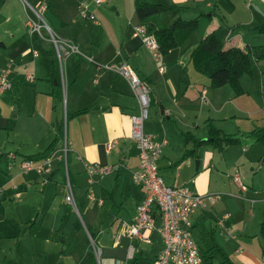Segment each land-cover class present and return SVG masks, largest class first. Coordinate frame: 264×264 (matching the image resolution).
<instances>
[{
	"label": "crops",
	"instance_id": "0c3cea01",
	"mask_svg": "<svg viewBox=\"0 0 264 264\" xmlns=\"http://www.w3.org/2000/svg\"><path fill=\"white\" fill-rule=\"evenodd\" d=\"M40 1V6L44 5V0ZM57 1H60V9ZM64 1L67 0H47V5L53 4L55 11L50 15L51 26L60 37L74 41L80 51L83 50L80 53L73 52L65 59V89L56 70L50 39L40 38L30 31L27 18L22 12L23 1L0 0V40L5 42V46L0 49V69L10 60L13 61L9 80L16 82L14 88L17 93V98L13 94V98H10L7 89H2L0 84V151L3 154L0 161L4 160L3 164L6 162L9 169L0 184L5 185L7 191L0 195V199L19 198L24 192L30 195L33 191L29 192V188L39 186L42 189L51 180L59 182L62 178L57 173L60 166L64 173L63 183L66 182L63 161L55 163L50 181L46 184H41V177L33 170L23 174L18 162L21 164L22 158L29 154L44 151L56 137L58 139L52 150L60 153L64 147L63 123L67 120L65 140L71 148L72 164L75 165V172L72 175L68 172L69 176L76 183L79 175L83 174L85 195L97 207L96 215L91 217L90 226H87V240L91 242L89 235H94L91 229L96 225L97 217L105 214L101 207L104 206L108 209L107 215L113 213V218L109 220L114 229L111 233L112 247H107L106 251L115 258L114 261L123 259L128 264H139L142 256L155 247V264V257L163 247L158 230L150 231L148 240L133 238L126 231L122 232L124 223L134 221L137 205L144 198L143 188L133 178V171L139 163V151L131 138V114L138 113L139 102L128 78L106 67L126 62L151 87L152 111L149 109L150 115L144 123V130L156 134L158 139H167L159 159L164 180L171 185H188L200 193H221L216 203L199 207L191 215L192 234L205 245L202 252L212 256V264H264V160L260 161L264 152L263 144L245 135L246 139L251 138V145L246 143L238 155L229 149V146L238 143L228 144L223 150L214 147L217 152L209 149L211 144H203L199 148V156L191 154L180 159L184 151L193 146V142H185L183 133L189 131L198 138H207L209 120L224 132L235 135L264 126V102L259 105L256 101L253 103L242 98L251 96L248 94V77L245 74L240 77L243 93L238 94L230 84V89L225 87L228 83L218 87L210 86L208 77L197 71L190 61V53L204 33L221 23L230 27L243 23V10L249 11L241 7L238 0H151L180 5L177 16L183 18L201 14L198 27L183 44L171 49L166 55L159 53L155 57L141 37L133 34L134 26L140 23L134 0H131L132 10L127 15L128 27L121 37L115 35L117 26L109 22L108 9H98L96 12L90 5V9L98 13V20L78 21L74 15L81 0H77V5H69ZM253 1L264 4L263 0ZM257 9L260 11L258 19H264L261 7ZM121 13L120 10L118 14ZM166 16L164 18L167 22L177 17L171 12ZM204 20L210 22L201 28ZM87 28L100 34L83 39ZM239 37L238 31L235 32V39ZM160 66L164 69L160 70ZM25 70L34 75L29 85L20 83L23 81L20 78H27L23 73ZM252 78L255 79V76ZM261 82L259 96L264 97L262 77ZM242 100L250 103V106L242 105ZM14 101H18V106H15L18 109L13 107ZM160 106L164 107L163 112ZM82 109L86 110L77 113ZM109 141H114V145L108 149ZM85 161L112 168L101 175L96 174L94 180L89 182ZM235 173L239 174L244 189L233 179ZM52 189L55 187H50ZM90 189L96 199H90L87 195ZM60 190L66 198V185L61 186ZM16 191L20 192L19 197L14 196ZM35 198L34 195L31 199L33 203L38 201ZM19 205L24 206L21 202ZM58 215L61 223L65 213L59 209ZM36 220V216L28 220L10 217L5 227L12 228V225L15 227L17 224L32 226ZM76 222L75 228H80L82 224L77 226ZM156 224H160L159 219ZM13 233H0V241L7 237L13 245L8 251L10 257H0V264H17L13 259L25 258V254L18 250V239ZM45 241V246L41 244L35 247L32 244L33 252L22 249L25 253L31 252L33 261L40 259L41 263L47 264L48 255L45 254L53 252L56 247L51 245V236L46 237ZM130 246L133 247V256L128 258ZM91 251L93 247L90 245L88 254L83 253L78 264H89ZM217 255L218 262L215 261ZM224 256L227 262H224Z\"/></svg>",
	"mask_w": 264,
	"mask_h": 264
},
{
	"label": "built area",
	"instance_id": "2783aa9c",
	"mask_svg": "<svg viewBox=\"0 0 264 264\" xmlns=\"http://www.w3.org/2000/svg\"><path fill=\"white\" fill-rule=\"evenodd\" d=\"M108 1L94 0L97 4L107 3ZM45 8V5H41L39 9L34 8L38 19L30 17L27 20V25L31 32H38L42 37H45V32L48 33L47 36L52 38L61 64L67 55L73 52L80 53L81 51L74 41L64 39L52 30V27H50L41 13ZM79 14L80 17L93 22L98 20L96 14L90 9V3L87 0L79 3ZM133 34L141 37L144 44L153 51L155 57L159 56L156 36L149 30L147 25L141 23L135 25ZM89 58L93 57L90 56ZM12 64L13 61L10 60L5 67L0 69V84L2 89H6L10 85L9 74L12 71ZM106 67L112 68L128 78L139 102L138 113L131 114V138L136 143L139 151V163L133 171V178L143 188L144 198L137 205V214L134 221L130 224L124 223L122 232L126 231L133 238L148 240L150 231L153 229L158 230L163 241V247L155 258V264H206L199 241L193 236L191 231V215L199 207L216 203L220 199L221 193H200L188 185H171L164 180L159 168V159L162 155L163 145L167 143V139L165 137L158 139L156 134L148 133L144 130V123L150 115L151 87L149 83L141 78L133 67L126 62L120 64L114 63L106 65ZM159 69L163 70L164 68L160 66ZM61 76L62 87L65 89V74L61 73ZM27 78L33 81L34 75L27 74ZM66 143L68 144L65 140L62 149L64 152L58 153L56 150H52L42 158L23 157L20 164L21 171L23 174H27L32 170L37 172L41 177V184H45L49 181V177L54 171L55 163L63 161L66 169V200L70 204H73L78 211L74 188L68 173L66 157L68 145ZM113 145L114 141H109L107 148L109 149ZM10 156H13V154H10ZM111 168V166H102L99 163L85 161V169L88 173L89 182L94 180L96 174L101 175L111 170ZM233 179L238 182L241 189L245 188L238 173L234 174ZM14 188H17V185H14ZM6 191L7 187L0 185V195ZM87 195L90 199H96L91 189L88 190ZM14 196L19 197L20 192L16 191ZM251 201H254V199H251ZM157 219L160 220L159 225L156 224ZM89 236L95 257L98 264H100L103 249L91 234ZM132 256L133 247L130 246L127 257L130 258ZM115 264L128 263L126 260L117 259Z\"/></svg>",
	"mask_w": 264,
	"mask_h": 264
},
{
	"label": "rangeland",
	"instance_id": "374dc122",
	"mask_svg": "<svg viewBox=\"0 0 264 264\" xmlns=\"http://www.w3.org/2000/svg\"><path fill=\"white\" fill-rule=\"evenodd\" d=\"M22 1H23L22 12L27 18V20L30 17L34 19H38V16L36 15L34 8L39 9L40 8L39 3L41 1L40 0H29V2L26 0H22ZM81 1H84V0H81ZM87 1L90 3L91 7L96 10V12H98L97 11L98 9H103V8H106L109 10V15H108L109 22L117 26L116 32H115L116 37H121L122 34L123 35L125 34V28L128 27L127 15H128L129 10L130 9L132 10V6H133V3L131 0L130 2H128L127 0H117L116 3H114V0H110L106 4H103V3L97 4L94 2V0H87ZM76 2L77 0L64 1V3H68L69 5H77L79 3V1L78 3ZM155 2H158V1H155ZM238 2L240 3L241 7H244L245 10L249 12H246L243 10V13H245L244 21L243 23H239V25L243 29L242 33H244V37H243L244 40L240 41V39L238 40L235 39L233 40V42L232 41L231 42L235 44H239V45H243V44L245 45L248 42L251 45H254L256 47L255 50H258V49L261 50L262 48H264V32H258V31H255L254 29L257 25L256 24L257 22L259 24L264 22V19H258V13L260 11L257 9V7L259 6L264 12V4H261V3L258 4L257 2L253 0H238ZM42 3L46 6V9L41 11V13L43 17L46 19L47 23L50 25V27H52L50 15L52 12H55L54 5L51 4L48 6L47 0H44ZM57 6H58V9H60V1H57ZM116 6H119V7H116ZM120 10L122 11L121 15L118 14ZM95 14L99 16L98 13H95ZM74 16L76 17L78 21H86L85 19L80 17L79 7L77 9L76 15ZM164 17L167 18L166 15H164ZM190 18H193V17H190ZM209 22L210 20H204L202 22L201 28L204 27L205 24ZM88 23H91V22L88 21ZM52 30L54 31L53 27H52ZM85 32H86L85 33L86 35L83 36V39H89L92 36L95 37L96 35L100 34V32H95V30H92L91 28H87ZM35 35L40 38L50 39V45H52L51 51L54 52V55H55L56 70L57 72H59V75L61 77L60 82L62 84L61 73H63V75L65 74L63 72V69L65 68V60L60 64V60L58 58L55 45L52 41V38L47 36L48 35L47 32L44 33L45 37H42L38 32H35ZM89 35H92V36H89ZM81 51L83 52L82 49ZM251 61H252V72L251 73L245 72L242 74V75L245 74V77H248V84H247L248 87L247 88L249 89L248 94L251 96L250 97L243 96L242 98L249 99V101L253 103H255L256 101L259 105H263L262 103L264 102V97L263 96L260 97L259 95L261 93L260 86L262 85L261 77L264 79V57L258 58L254 51L253 54H251ZM23 73L24 75H27L29 71L25 70ZM254 76H255V79L252 78ZM20 79L23 80L20 83H23L24 85H29L30 82H32L26 77H23ZM12 82L10 81V85L8 88H6L7 89L6 92L7 94H9L10 98H13L12 94L14 95V98H17V93L14 88L16 82H13V83ZM66 87H67V84L65 88ZM225 87H228L230 89L231 86L227 84ZM242 101H243L242 105L247 106V107L250 106V103L246 102L245 100H242ZM229 105L231 106V104ZM15 106H18V101L16 102L14 101L13 107ZM149 109L151 112L152 108L149 107ZM160 111H161V106H160ZM14 119H18V118H14ZM66 133H67V120L66 122L64 121L63 123L64 137L66 136ZM241 134H243L244 136ZM241 134H238V136L241 137V141L237 145L229 146L230 151H232L234 155H238V153H242V147L246 145V143L251 145L250 144L251 142L249 140L251 138L246 139L245 134L244 133H241ZM64 137H63V141H64L63 143H65V139H66V137L65 138ZM1 142L3 143V137H1ZM67 145H68V150L66 152V157L68 161L69 172L72 175V173L75 172V165L72 164L73 154L71 152V148L69 144ZM209 147L207 148H209L210 150L214 149V151L216 152L218 151L216 150V148H214V146L209 145ZM62 152H64V150H62ZM1 153L2 151H0V157L3 156V154L1 155ZM3 161L4 160L0 161V184L3 180V176L6 177V173L9 170L6 162L4 165ZM259 163L260 162H258V164L256 165L255 163H253V165H255L253 167L254 170L255 168L258 167ZM18 166L20 168L19 162H18ZM223 168H226V167L224 166ZM62 169H63L62 166H60L59 169L57 170V173L61 174L62 176L59 182H55V181L52 182V180L50 181V177H49L50 182L44 188L41 187L42 189H40L39 186L36 188L35 187L29 188L28 189L29 192L33 191V193H31L30 195L28 194V192L27 193L24 192L22 197H19V198L0 199L1 200V203H0V233L1 234H5L6 232L13 233L11 230H14L15 233L13 234H16V235H13V236H15L18 239V250L19 252H22V254H25L24 259L22 258L13 259L14 257H12L14 263H17V264H46V263H41L39 261L40 259H36V262L33 261V255L30 254L31 252L25 253V251L22 248L27 249V251L33 252L32 247H31L32 244L35 247H37L38 245L41 246V244L42 246H45L46 245L45 239L46 237H49V236H51V245H54L56 249L53 252H48L47 254H45V255H48L47 264H78L83 253L88 254V247H90L91 242L89 241V239L87 240L85 235L87 234V237H88L87 226L88 227L90 226L89 223H90L91 217L96 215L95 213H96L97 207L95 204L90 202L85 195V179H84L83 174L79 175L80 177L78 176L79 178L77 182L73 184L76 204H77V208L79 212L76 210L73 204H70L67 200L65 201L66 198L64 196V193L60 190L61 186L65 187V182L63 183V181H65L64 173ZM250 170L253 171V169L251 168ZM50 187H55L56 190L55 189L50 190ZM55 191H57L58 193L56 194ZM34 195L36 196L35 199H38V201L33 203L31 199ZM20 202L24 206H20L19 205ZM101 207L103 211L105 212V214L102 215L101 217L99 216L97 217L96 225H94L91 230L92 232H94V235H93L94 240L101 247H103V250H104V253L100 257V264H115V261H114L115 258L112 257V255H110L106 251L107 247H112L111 233L113 232L114 229L109 224L110 223L109 220L113 218V215H112L113 213L111 215H107L108 209H105L104 206H101ZM59 209H60V212L63 211L65 213V215H63V219L61 223H59V220H60V215H58ZM35 216L37 220L32 226H29V224L28 225L17 224V226L15 227L14 225H12V228L5 227V224L7 223L9 224L10 217L12 218L16 217L19 220L26 218L28 220L29 218H34ZM78 219L80 220L82 226L80 228H75L74 223ZM55 223L56 225H54ZM59 224L61 225L59 226ZM200 244H201L200 245L201 249L204 248L205 245H202L201 242ZM11 247H13V245L10 243V240H8L7 237H4L3 240L0 241V257L2 258H4L5 256L10 257L8 255V251H9V248ZM155 250L156 248L153 247L145 255H143L139 264H154L153 254ZM42 257L47 258V256H42ZM216 260L217 262L219 261L218 255L216 256L215 261ZM96 264H98L97 259H96Z\"/></svg>",
	"mask_w": 264,
	"mask_h": 264
},
{
	"label": "trees",
	"instance_id": "16d2710c",
	"mask_svg": "<svg viewBox=\"0 0 264 264\" xmlns=\"http://www.w3.org/2000/svg\"><path fill=\"white\" fill-rule=\"evenodd\" d=\"M134 5L140 23L147 25L149 30L156 36L158 50L161 55H165L171 49L183 44L189 34L198 27L200 22L201 14L189 19L177 16L181 8V6L177 4L167 5L162 2L149 0H134ZM169 12L177 16L171 22H167L164 18V15ZM242 30L239 23L233 27L228 26L226 23H221L205 33L197 45L192 49L190 61L197 71L208 77L210 86L218 87L228 83L233 87L236 93H242L243 87L240 83V77L245 72H252L251 54H253L254 51L256 54L257 51L256 56L258 58L264 57V55L261 54V50H255L256 47L248 42L245 45L232 43L233 40H235V32L237 31L238 36H240V41L244 40V33H241ZM254 30L264 32V22L255 27ZM4 46L5 42L0 40V49ZM85 110L86 109L79 110L77 113ZM208 125L209 136L207 138H198L189 131L183 133L185 142H193V146L187 148L180 159L191 154H197L199 156V148L203 144H211L219 150H223L226 145L239 143L241 141L240 136L224 132L211 120L208 121ZM244 134L252 136L256 141L261 142L264 147V126L253 128ZM57 139L58 137H56L44 151L36 154H29L27 157L41 158L48 155V153L55 148ZM263 160L264 152L260 158V161L263 162ZM70 177L71 182L74 183L71 175ZM76 225L81 226L79 219ZM262 231L264 232V224ZM211 258V255L204 253L206 264H212ZM227 260V257L224 256V262H227ZM89 264H96L93 251L90 252Z\"/></svg>",
	"mask_w": 264,
	"mask_h": 264
},
{
	"label": "water",
	"instance_id": "95a60500",
	"mask_svg": "<svg viewBox=\"0 0 264 264\" xmlns=\"http://www.w3.org/2000/svg\"><path fill=\"white\" fill-rule=\"evenodd\" d=\"M256 54H257V51H256ZM261 54L262 55H264V48H262L261 49ZM17 107H15V109H16ZM161 111L163 112L164 111V107L163 106H161ZM198 163H199V161H198V159L196 160V166H198Z\"/></svg>",
	"mask_w": 264,
	"mask_h": 264
}]
</instances>
